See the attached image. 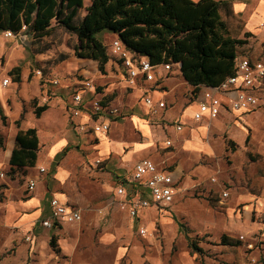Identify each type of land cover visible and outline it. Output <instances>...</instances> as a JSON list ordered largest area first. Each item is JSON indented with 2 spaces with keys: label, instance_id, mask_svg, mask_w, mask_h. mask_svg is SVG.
Returning <instances> with one entry per match:
<instances>
[{
  "label": "rangeland",
  "instance_id": "obj_1",
  "mask_svg": "<svg viewBox=\"0 0 264 264\" xmlns=\"http://www.w3.org/2000/svg\"><path fill=\"white\" fill-rule=\"evenodd\" d=\"M225 18L234 32L241 25L240 18L227 12ZM81 21L79 15L76 23ZM98 37L106 44L111 58L105 73L100 72L97 62L75 56L78 39L61 26H55L40 40L28 34L25 44L8 40L0 32V78L8 74L17 83L5 88V98L0 101V126L8 128L13 123L17 128L15 122L20 120L21 128L23 122L27 129L36 128L42 144L49 146L51 138L63 128L74 126V95L84 90V82H91L95 90L90 100L100 99L104 106L117 109L121 115L118 120L127 117L114 125L113 132L117 137L124 132L128 134L131 129L128 120L134 114L149 123L151 136L141 135L136 139L150 143L144 160H151L160 167L180 169L176 201L165 210L157 211L156 207L141 210V218H133L130 212L135 196L118 194L120 179L111 180V189L106 190L100 178L81 166L72 181L74 189L69 191L86 201L83 206L78 205L82 209L81 222L64 226L53 223L52 227H46L42 221L50 218L51 214L47 213L25 225V210H20L19 206L32 194L27 184L37 177L38 170L11 171L5 158L8 136L2 132L0 264H264L262 113L250 116L252 124L232 122L233 129L231 126L223 130L210 126L206 134L198 137L202 144L210 145L209 149L193 148L178 153L180 143H176L177 148H166L165 141L171 136L176 140L191 132L186 138L193 140L196 134L188 128L180 135L172 130L180 110L177 103L192 104L193 88L187 85L185 90L182 86L175 89L179 83L173 76L176 68L173 67L168 75L170 79L166 80L163 67H157L155 76L161 79L160 86L163 82L174 84L166 88L172 91L164 98L168 110L175 105L166 114L169 124L165 130L161 126L167 121H162L158 114L141 116L146 115L147 105L141 95L134 93L124 70L112 56L110 46L114 38L107 30ZM15 68L20 69L19 82L15 80ZM38 70L41 75H37ZM262 90L264 92V87ZM43 105L52 110L37 118L34 111ZM65 109L69 112L65 113ZM87 110L90 112V108ZM62 114L66 117L65 127ZM6 128L0 129L7 132ZM234 132L243 133L244 138H234ZM79 146H72L70 150L76 148L82 155L80 164H85V158L93 164L100 160L88 159L83 144ZM43 155L42 152L38 166L44 161ZM43 185L44 181L36 189ZM224 192L228 193L227 197ZM140 228L146 230L145 236L140 233ZM223 236L240 244L223 245ZM192 241L202 252L190 247Z\"/></svg>",
  "mask_w": 264,
  "mask_h": 264
},
{
  "label": "trees",
  "instance_id": "obj_2",
  "mask_svg": "<svg viewBox=\"0 0 264 264\" xmlns=\"http://www.w3.org/2000/svg\"><path fill=\"white\" fill-rule=\"evenodd\" d=\"M160 6L162 10H158ZM83 7L84 0H0V32L17 33L26 26L27 33L40 40L61 26L78 39L75 56L97 62L100 72L105 73L111 58L98 34L107 30L154 65L180 64L194 94L202 86L216 88L235 75L240 51L251 36L246 33L240 38L239 27L232 31L225 18V12L232 15L228 0H92L87 15L77 24ZM19 70L14 69L16 82L21 81ZM48 109V105L37 107L34 114L40 118ZM20 122L16 121L19 128ZM39 151L38 130L20 128L9 161L11 171L35 168ZM222 244L240 243L223 236ZM190 247L202 252L193 241Z\"/></svg>",
  "mask_w": 264,
  "mask_h": 264
},
{
  "label": "crops",
  "instance_id": "obj_3",
  "mask_svg": "<svg viewBox=\"0 0 264 264\" xmlns=\"http://www.w3.org/2000/svg\"><path fill=\"white\" fill-rule=\"evenodd\" d=\"M192 1L198 2L199 0H192ZM228 1L232 3V16L234 18H240L238 19L241 23V26H239L238 28V31L240 32L239 37L245 38L246 33H250L251 35L248 38L249 44L244 46L240 51V59L248 58L251 62L254 63L264 61V26H262V23L264 21V1L262 0H228ZM91 5H92V0H84V7L80 11L82 17H85L87 15L88 8ZM160 9L162 10L161 6L158 8V10ZM1 33L4 34V37L6 39L13 41L12 39H9L5 36V32H1ZM108 34L112 38H116L118 36V34L113 32H108ZM170 64H172L173 67L176 68V71L173 73L174 79L179 81L177 85L175 84L176 86L174 88L176 89L182 86L183 89L185 90L186 86L189 84L185 81L182 75L180 64H173V63ZM165 74L167 75L166 80H169L170 78L168 77V75L170 73H167L165 71ZM7 75H4V77ZM160 81L161 79L157 78V81L152 84L138 82L135 86H133V90H135L134 93H136L137 95H141L143 97V100L146 95H150L154 99V101L164 100V98L168 97L172 91V90L168 91L166 90V88L172 87L174 86V84L171 83L168 84V82L167 83L163 82L162 87L164 88V90L161 91L162 87L158 83ZM13 84H17V83H14L12 80L11 85ZM263 87H264V82L257 89L258 91H261L262 94H264V92H262ZM5 90H6L5 88L0 87V101H3V99L5 98L6 95ZM208 90L209 89L207 87L202 86L200 88V91L197 94H195L194 101L192 102V104L186 105V102L184 101H180L179 103H177V105L179 104L178 106L180 107V110L178 111V114H176V120L173 121L172 130L175 131L176 135L177 134L180 135L182 132H185V130L188 128L189 130L194 131L196 133L195 135L197 136L194 135L193 140L191 139L187 140L186 138L189 134H191V132L189 134L184 135L182 138L180 137L179 139L176 140H173L171 136L169 139L165 141L166 148H177L178 146L176 147V143H180L179 146H181V148L178 150V153H185L186 151H188V149H193V148L209 149L210 145L209 144L204 145V143L202 144L199 141L198 137L199 135L206 134L210 126H213L214 129L219 128L221 130H223L224 127L226 128L228 126H231L230 129H233L232 122H236V123L244 122L246 124H252L253 121L251 122L250 116L255 115L257 113H262V115L264 116V105L252 111H247V112L234 111L232 109V102L233 99L236 97V91L231 90L217 94V97L221 100L220 114L218 118L210 120L208 116H206L203 121L199 122V125L201 124L204 125L198 127L194 124L195 121L193 119V114L195 111L198 110L199 103L204 101V94ZM89 97L92 96L90 95ZM187 100L188 98H185V101ZM173 108H175V105L173 106ZM172 109L168 110L166 106V109L160 110L158 113L162 121H167L165 122L164 126H161L165 130H167L169 124L168 122L169 120L167 119L166 114ZM50 110H52V108L49 107V109L45 111L41 117H43L45 113H48ZM146 110H147L146 115H141V116H150L151 114L150 107L147 106ZM71 111L72 110L70 108V114ZM67 112H69L68 109H65V113ZM64 118H65L64 121V127H65L66 117L64 116ZM125 119H127V117L121 118V120H125ZM121 120L115 121L111 124V128L108 134H85V133H81L77 127L80 125L81 126L91 125L92 117L89 112H83L79 116H73L72 122L74 126H71L70 129H66V127L63 128L61 133L51 138L52 142L49 146H47L46 143L42 144L41 138L38 135L40 140V151L38 154L37 165L35 168H33L35 170H38V174L36 178H31V179L36 181V186L41 184L42 181H44V185L41 186L39 190L35 188L36 190L32 191V194L26 200L22 201L21 205L19 206L20 210H25L24 211L25 225L37 221L44 214L47 213L51 214L50 201L54 198H57L61 203L65 204L68 207L74 209H80L82 211V209L79 206L80 205L83 206L85 204L86 202L85 199L82 196H77L69 193V191H72V189H74L72 188L73 187L72 181L77 176V173L79 172L81 166H83L81 168H83L86 172H90L92 175L96 176L97 178H100L104 182V188L106 190L111 189V180H113L116 177L119 178L121 181L119 186L125 185V187L129 188L128 185L131 183L130 181L132 180L134 168L138 162L147 159L144 157L146 154L145 150H147V148L150 145L149 142L143 143L141 141H137L136 138L141 135L144 137L151 136L152 131H151V126H149V123L146 121V119L139 117L137 114H134L128 120L131 125V129L128 130L129 131L128 134L124 132L121 134V136L117 137L116 134L113 132V127L117 122H120ZM145 122H147L148 125ZM23 123H22L23 128H21V124H20V128L25 130L27 128L26 125ZM177 125H181L182 130L178 131L176 128ZM0 128L2 129L6 127L1 125ZM20 128L18 126L17 128L14 127V124L12 123L8 128H6L7 132L0 129V133L4 132L8 136V141L6 143L7 152L5 155V158H7V164H9L12 151L15 147V137ZM170 134L172 135L171 132ZM232 134L234 138L237 137L244 138L243 133L238 134L234 132ZM246 137L247 136H245V138ZM168 141L171 142L170 146L167 145ZM80 143L83 144L84 146L86 157L88 159L96 158V160L97 159L102 160L103 161L102 166H97L95 162L94 164L93 162L88 163L86 161V158L84 159L85 164L83 163L80 164V160L82 161L81 158L82 155L76 149L77 147H80L79 146ZM72 146L76 148H72L70 150ZM42 152L44 154L43 155L44 161L40 166H38ZM157 165L159 166L160 169H167L171 171L174 177L180 180V177L177 176V172H179L180 169L176 168L172 170L166 167H160L159 164ZM1 169H2V164L0 163V170ZM41 169H44V171H41ZM122 180H124V182H122ZM62 190H66L68 193H63ZM142 214L143 211L140 212L139 219L141 218ZM61 225L64 226L71 224H61Z\"/></svg>",
  "mask_w": 264,
  "mask_h": 264
},
{
  "label": "built area",
  "instance_id": "obj_4",
  "mask_svg": "<svg viewBox=\"0 0 264 264\" xmlns=\"http://www.w3.org/2000/svg\"><path fill=\"white\" fill-rule=\"evenodd\" d=\"M264 1V0H262ZM264 26V21L262 23ZM26 26H23L20 32L6 31L5 36L15 42L25 44L28 41ZM112 56L117 59L118 64L124 70L129 79L131 87L138 82L155 83L157 77L155 70L162 66L164 71L171 73L173 65L163 63L154 65L148 57L141 55L131 49L120 39L119 36L113 39L111 43ZM234 76L226 79L220 86L209 89L204 94V101L199 103L198 110L194 112L193 119L199 123L206 116L210 120L218 118L221 108V100L217 97L218 93L235 90L236 97L232 102L234 111H252L264 105V94L258 93V87L264 82V62H251L248 58L239 59ZM41 75V71L36 72ZM12 83V77L7 75L0 78V87L7 88ZM84 90L74 95V116H79L83 112H88L92 117L91 125H80L78 130L82 132H93L95 134H108L111 124L118 120L121 115L117 109H111L102 104L100 99L90 100L89 96L94 95V85L91 82L83 83ZM144 101L150 107L151 113L157 115L160 110L166 109L164 100L154 101L150 95H146ZM177 130H182L181 125L176 126ZM170 146L171 142L168 141ZM102 161L97 160L96 165L102 166ZM44 171V169H41ZM131 183L121 185L118 194L122 196H135L132 204L131 216L139 219L140 211L156 207L157 210L168 209L174 204L179 193V179H176L173 173L167 169H160L159 166L151 160H143L136 164ZM30 192L36 188V181L30 180L27 184ZM130 189V190H129ZM130 192V193H128ZM227 197L228 193L224 192ZM51 216L42 221V225L52 227L53 223L58 224H76L82 220V211L74 209L61 203L57 198L50 201ZM140 233L145 236L146 230L140 228Z\"/></svg>",
  "mask_w": 264,
  "mask_h": 264
}]
</instances>
